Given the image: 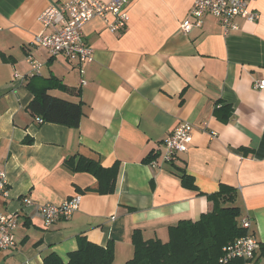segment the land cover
I'll use <instances>...</instances> for the list:
<instances>
[{
  "label": "crops",
  "instance_id": "crops-1",
  "mask_svg": "<svg viewBox=\"0 0 264 264\" xmlns=\"http://www.w3.org/2000/svg\"><path fill=\"white\" fill-rule=\"evenodd\" d=\"M67 1L0 0V171L8 183L0 213L18 222L16 246L0 250V264H42L50 254L66 263L79 237L111 243L112 264H124L134 231L166 243L170 227L212 210L208 196L222 185L235 190L248 235L264 244V89L254 88L264 81V0L249 5L258 21L237 18L238 30L227 35L211 15L184 33L192 0H128L124 30L109 31L111 15L84 26L93 51L84 64L31 46L53 31L39 23L41 13ZM27 57L40 63L38 74ZM47 78L61 85L51 96L81 103L77 128L39 125L27 111ZM180 123L191 125V142L163 162V143ZM72 157L115 168L113 193H98L92 175L68 170ZM179 170L194 190L181 185ZM75 195L79 209L47 226L38 206Z\"/></svg>",
  "mask_w": 264,
  "mask_h": 264
},
{
  "label": "trees",
  "instance_id": "trees-1",
  "mask_svg": "<svg viewBox=\"0 0 264 264\" xmlns=\"http://www.w3.org/2000/svg\"><path fill=\"white\" fill-rule=\"evenodd\" d=\"M41 83L40 90H34V97L27 107L29 114L43 123L77 128L82 116L81 103L51 96L48 91L61 86L55 78L42 79ZM65 165L71 172L92 175L98 182V193H113L115 168L104 169L97 162L83 157H72L65 161ZM177 176L183 187L195 189L193 179L184 171L179 170ZM235 197L234 189L220 186L218 192L208 196L213 204L212 210L196 221L184 220L170 227L166 243L157 239L145 241L139 231H134L133 256L124 264H221L219 259L223 256V249L248 234L240 226L241 216L234 206ZM261 258L264 259V244H260L254 256L255 260ZM113 261L111 243L102 247L79 237L77 250L68 254L66 263L56 254H50L42 264H112ZM249 261L233 259L227 264H245Z\"/></svg>",
  "mask_w": 264,
  "mask_h": 264
},
{
  "label": "built area",
  "instance_id": "built-area-1",
  "mask_svg": "<svg viewBox=\"0 0 264 264\" xmlns=\"http://www.w3.org/2000/svg\"><path fill=\"white\" fill-rule=\"evenodd\" d=\"M189 18L185 19L180 28L184 33H189L193 28L200 27L204 16L214 17L224 34L237 31L235 19L253 23L259 20L258 13L249 10V5L256 0H192ZM128 0H68L65 3L49 5L39 16L38 21L45 28H52L49 35H37L33 38L31 46L44 49L50 56L62 55L75 59L78 63L93 61V51L82 37L84 26L92 19L99 17L106 22V16L114 18L108 29L111 33L124 30L128 24L129 16L126 11ZM191 19V20H190ZM32 74H38L40 63L32 57H27ZM254 88L264 89V81L254 82ZM43 124L42 120H35ZM192 127L187 123H180L165 139L163 162L169 163L175 155L186 152L187 145L191 142ZM152 167L156 163H151ZM8 183L6 175L0 171V198L7 197ZM27 200L26 203L30 204ZM81 198L75 195L59 204H43L38 206L40 215L45 224L50 226L56 221L66 220L75 213L80 206ZM18 226L14 216L0 213V250L13 249L16 246L15 229ZM240 226L247 231L250 220L241 218ZM259 245L254 237L246 235L223 249V256L219 263L227 264L233 259L252 260Z\"/></svg>",
  "mask_w": 264,
  "mask_h": 264
}]
</instances>
